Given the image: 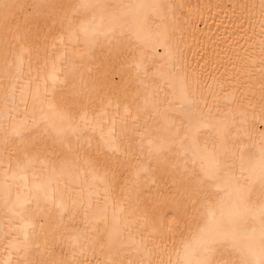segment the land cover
<instances>
[{"label":"bare ground","instance_id":"6f19581e","mask_svg":"<svg viewBox=\"0 0 264 264\" xmlns=\"http://www.w3.org/2000/svg\"><path fill=\"white\" fill-rule=\"evenodd\" d=\"M7 2L17 7L8 21L0 8V264L49 255L65 264H177L198 245L209 211L235 198L209 163L224 162L225 145L231 175L244 181L242 203L260 207L264 0ZM37 4L64 7L53 21ZM83 28L97 29L96 43ZM117 41L136 56L117 57ZM73 77L91 102L67 114L62 96ZM97 156L124 161L114 180L91 166ZM193 172L195 195L184 179ZM239 210L231 257L258 264L260 216Z\"/></svg>","mask_w":264,"mask_h":264},{"label":"snow or ice","instance_id":"6c2138e0","mask_svg":"<svg viewBox=\"0 0 264 264\" xmlns=\"http://www.w3.org/2000/svg\"><path fill=\"white\" fill-rule=\"evenodd\" d=\"M17 6L14 4H10L7 0H0V8L4 10V20L8 21L11 13ZM34 7L36 8H45L49 9L47 17H43V14H38L44 19H51L55 21L57 19L58 13L55 11L57 7L63 8V5L57 6L53 4L49 5H41L37 4ZM78 8H86L91 7V5L81 3ZM96 7H104L103 5H96ZM153 7H159L158 5H153ZM65 18L67 16L65 15ZM86 37H88L89 44L96 43L97 37V29H87L83 28ZM40 29L37 24L35 35L37 38L39 37ZM109 45H113V40L108 39L107 41ZM117 51V57L119 56H128L135 57L136 52L134 49H120L119 42L117 41L114 45ZM142 55V54H141ZM65 58L67 59V54H65ZM74 77L65 81L67 85L66 94L62 96L63 106L67 114H71L73 111L77 109L79 105L88 106L90 104V99H86L82 89L74 84ZM262 103H264V96L261 97ZM262 112H264V108H262ZM147 115V113H145ZM264 123V121H261ZM17 135H23L21 132H17ZM221 139L227 136L226 131L220 132ZM262 140H264V133L261 134ZM21 143H25L22 139ZM110 143H115V141H110ZM31 149L39 150L40 145L38 142H33L30 145ZM82 146L78 145L75 151L78 153ZM89 147L91 145L89 144ZM151 150V149H150ZM115 151V150H114ZM233 151V149L227 145L223 148L224 162L218 163L215 160L209 161L212 167V174L215 177L217 173H222L221 179L222 183L226 186H232L235 190V198H233L232 193H228V199L225 200L223 197L220 202L217 204V211H209L208 215L211 219L206 223L205 227L201 229V238L197 246H186L185 255L181 261H178L177 264H249V262L243 258L233 259L231 257V252L229 247L238 248L237 244V226L239 222L244 220L243 213L239 210L241 207L245 209V211L251 212L253 215H259L262 225H261V236L264 237V188L261 190V200L260 207L258 209H253L249 205H244L243 195L241 191V185L244 181L240 178H236L231 175L233 172V166L230 165L227 161L229 158V154ZM79 159V156L76 155L72 160L65 161L64 166L70 167L76 160ZM201 159H206V157L202 156ZM132 161L129 160L128 163ZM94 169H103L105 173H113V180L115 179V171L119 170L124 165L123 160L113 159L111 156L108 158H104L102 156H97L94 161L89 162ZM156 164L158 167H161L166 170L167 162L165 160L156 158ZM259 167L262 172H264V147L261 148L259 153ZM241 168H244V162L241 161ZM138 170H143L144 165L138 164ZM204 169L202 168V171ZM205 175H208L205 172ZM185 187L189 193L195 195L199 189L197 185L201 183L200 176L193 172L190 176H186L185 178ZM195 203H199L197 200ZM195 203L193 207L195 208ZM255 229H253L254 231ZM262 253H264V246H262ZM227 257V258H226ZM20 264H34V261L25 257ZM39 264H65L63 259H57L54 255L47 256L46 259L39 262ZM163 264V261H161ZM171 264V262H169ZM258 264H264V260H260Z\"/></svg>","mask_w":264,"mask_h":264}]
</instances>
